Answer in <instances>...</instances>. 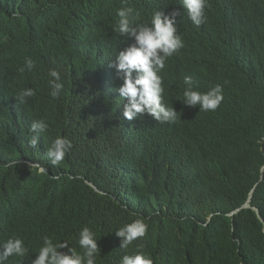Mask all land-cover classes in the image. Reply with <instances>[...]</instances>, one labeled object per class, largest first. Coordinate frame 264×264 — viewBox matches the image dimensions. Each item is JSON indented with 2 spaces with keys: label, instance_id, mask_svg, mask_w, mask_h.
Instances as JSON below:
<instances>
[{
  "label": "trees",
  "instance_id": "trees-1",
  "mask_svg": "<svg viewBox=\"0 0 264 264\" xmlns=\"http://www.w3.org/2000/svg\"><path fill=\"white\" fill-rule=\"evenodd\" d=\"M174 1L0 0V243L17 236L28 248L3 264H31L44 236L82 251L85 226L98 239L96 264L135 251L154 264H264V0H246L239 13L213 0L199 27ZM163 6L190 29L204 75L197 86L220 84L225 99L144 129L124 118L116 89L111 56L125 44L117 12L132 7L151 20ZM215 56L223 62L211 65ZM26 57L36 66L21 72ZM29 87L33 97L15 99ZM37 119L49 127L33 149ZM57 136L73 148L53 165L46 153ZM135 219L146 235L122 249L116 230Z\"/></svg>",
  "mask_w": 264,
  "mask_h": 264
},
{
  "label": "clouds",
  "instance_id": "clouds-1",
  "mask_svg": "<svg viewBox=\"0 0 264 264\" xmlns=\"http://www.w3.org/2000/svg\"><path fill=\"white\" fill-rule=\"evenodd\" d=\"M182 2L189 20L197 27L206 21L205 9L213 0H178ZM241 1V0H236ZM220 2H226L221 0ZM229 2H231L229 0ZM165 14L162 11H155L150 23H134L139 20V13L132 7H123L118 10L117 30L121 36L134 40L132 44L119 51L116 55V62L113 67L116 75L123 81L117 91L123 103V116L127 120H133L140 114H149L159 122H174L177 118V111L164 103L163 79L160 73L165 68L166 60L173 56L184 46V41L178 33L176 26V11ZM36 62L26 57L24 67L31 71ZM54 79L50 82L52 90L50 95L57 98L63 88L60 74L57 70L50 71ZM183 102L194 107L200 106V111H215L223 101V86L214 85L211 89H199L191 76L184 78ZM119 86V87H118ZM35 90L25 88L21 90L15 99L20 103L33 97ZM126 101V102H124ZM48 123L44 119H37L31 123L33 135L29 140V147L35 149L43 133L48 130ZM73 148L72 141L67 136H57L47 148V157L53 165L61 163L66 154ZM13 161L7 166H12ZM148 225L143 219H135L116 230V235L121 238L120 248L128 249L133 241L144 237ZM96 233L85 226L79 232L78 244L82 251L69 247L67 242H53V239L44 236L43 243L35 252L37 255L31 264H96V257L100 254V247L97 243ZM0 264L11 256L25 257L28 248L22 238L13 236L0 243ZM67 249V251H60ZM120 264H154L150 254L135 251L131 254H124Z\"/></svg>",
  "mask_w": 264,
  "mask_h": 264
},
{
  "label": "water",
  "instance_id": "water-1",
  "mask_svg": "<svg viewBox=\"0 0 264 264\" xmlns=\"http://www.w3.org/2000/svg\"><path fill=\"white\" fill-rule=\"evenodd\" d=\"M176 1L177 0H175L173 3L175 4ZM225 1L226 2H221V5L226 4V5L230 6L232 11H236L237 13H239L241 11H247V8L244 7L246 0H241V1H237V2H235L236 0H230L231 2H229V0H225ZM157 10L162 11L165 14L172 13V12H167L168 6L155 7L154 12ZM205 15H206V17L208 16V5L206 6V9H205ZM227 15H230V10H228ZM234 15H236V14H234ZM186 17L189 20L187 12H186ZM137 22L138 23H150L149 16L146 15V11H145V13L142 14L141 20H139ZM185 24H186V21L184 19L183 20L178 19V15H177L176 16V26H177L178 33L181 35V37L184 41V46L181 49H179L178 52L174 53L173 56L169 57L166 60L165 68L162 71V73H160V75L162 76V79H163L164 103L169 107L173 106L174 109L177 111V118L173 123H175V122L179 123V120L182 118L181 116H182L183 111H185V113H186L187 109L189 108V106L183 102V99H184L183 92H184L185 85H182L180 83L181 79H184L186 76H191L192 79L195 82H197V81L204 78V75L202 72V67H201V62L200 61L195 62L189 53V49H188L189 40H188V38L190 36V32H189L190 29L184 30L182 32V29H183ZM188 26H193V25L191 23H188ZM124 40H125V44L121 49L118 50V52L123 50L124 48H126L127 46H129L130 44H132L134 42L133 39L127 38V37H124ZM118 52L113 53L111 56L112 57V64H111L112 66L116 62V55ZM222 62H223V57L215 56L213 58V61H211L209 63L211 65H216L217 63H222ZM113 71H114L116 79H117L116 84L120 86L123 83V81L116 75V70L114 67H113ZM172 83H174V84H172ZM212 87H210L209 89H211ZM199 89L200 88L198 87V90ZM209 89H207V91ZM225 92H226V90H225ZM225 92L223 89V97H224L223 99H225ZM195 109L200 110V106L196 107ZM207 112H210V111H207ZM137 118H138L137 120L144 127V129L147 128L148 126L154 125L156 123H160L154 117H152L151 115L146 114V113L138 115ZM251 199H252V195L250 197V200L243 207L251 206V202H250ZM235 212H237V211H235Z\"/></svg>",
  "mask_w": 264,
  "mask_h": 264
},
{
  "label": "bare ground",
  "instance_id": "bare-ground-1",
  "mask_svg": "<svg viewBox=\"0 0 264 264\" xmlns=\"http://www.w3.org/2000/svg\"><path fill=\"white\" fill-rule=\"evenodd\" d=\"M112 1H113V0H112ZM109 53H110V52H109ZM100 55H101V53H100ZM234 90H235V89H234ZM234 90H233V91H234ZM232 93H233V92H232ZM189 107L194 109V107H192V106H189Z\"/></svg>",
  "mask_w": 264,
  "mask_h": 264
}]
</instances>
